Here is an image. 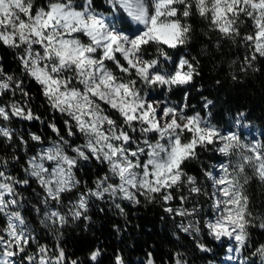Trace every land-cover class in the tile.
I'll return each instance as SVG.
<instances>
[{
	"label": "snow or ice",
	"instance_id": "obj_1",
	"mask_svg": "<svg viewBox=\"0 0 264 264\" xmlns=\"http://www.w3.org/2000/svg\"><path fill=\"white\" fill-rule=\"evenodd\" d=\"M105 3L109 15L97 10L95 0H0V47L14 52L20 69L17 76L0 67V145L11 147L17 140L15 121L46 124L55 134L45 144L28 133L39 147L25 161L23 177L11 171L20 160L15 151L10 158L0 155V264H79L59 243L54 248L39 243L28 226L20 188L32 182L42 189L40 222L53 233L69 217L89 219L93 198L109 200L122 216L121 202L136 206L140 197L159 199L166 213L181 218L182 232L194 239L206 234L218 243L227 239L228 259L236 264H256L250 257L264 264V243L251 240L252 229L264 230V216L254 214L248 194L254 179L264 185V140L246 141L227 122L219 127L206 97V114L190 111L187 95L181 104L167 98L200 75L196 57L170 55L193 41L194 19L218 35V47L227 43L242 50L240 71L258 70L255 65L264 61V0ZM24 78L38 86L53 113L65 117L63 132L37 113ZM243 118L239 113L233 123L242 126ZM18 139L29 143L24 133ZM201 150L226 158L202 167L203 180L186 171ZM93 160L106 171L94 187L80 190L75 170ZM201 198L210 202L207 209ZM196 247L211 251L199 240ZM99 255L92 252L90 260ZM115 264H124L119 255ZM147 264H154L151 254ZM175 264H187L179 252Z\"/></svg>",
	"mask_w": 264,
	"mask_h": 264
},
{
	"label": "trees",
	"instance_id": "obj_2",
	"mask_svg": "<svg viewBox=\"0 0 264 264\" xmlns=\"http://www.w3.org/2000/svg\"><path fill=\"white\" fill-rule=\"evenodd\" d=\"M95 3L99 12L109 13L103 0H95ZM192 23L195 29L193 41L187 49L170 51V55L174 59H178L182 54L187 55L189 59L196 57L199 61L200 75L195 77L192 84L174 88L167 94V98L171 102L181 104L187 95L190 111L194 109L206 114L203 108L206 97L213 102L212 119L221 128L225 127V122L234 125L233 122L238 114L244 113L241 128H254L259 133V141L264 140V61L257 62L255 67L258 70L256 71L251 69L247 72L240 71L239 61L242 59V50L238 51L227 43H221L218 47L217 34L209 33L207 25L198 19H194ZM233 61L236 63L233 64ZM0 67L10 74L20 75L18 61L11 49L0 47ZM233 75L237 79L234 80ZM24 82L33 98L32 103L37 113L41 114L46 121L56 122L63 132L62 117L49 113L38 86L27 78H24ZM155 95L164 98L162 92H155ZM14 127L17 130V140L11 147L7 144L0 145V155L10 158L15 151L20 160L12 165L11 171L23 177L22 167L25 164V157L37 144L29 143L30 150H24L26 146L19 143V134L24 133V139L28 140L25 128H30L44 138L45 142L49 137L54 138L55 134L51 133L46 124L39 122L29 124L15 121ZM79 141L81 140H75V142ZM221 160L224 158L214 151L201 150L200 159L189 163L186 171L203 180L202 167L211 168L213 164ZM75 171L78 179L81 180L80 190H83L85 184L93 187L97 176L104 174L105 167L95 162L89 166H83L81 163V167ZM20 193L24 198L23 214L27 223L34 229L39 243L47 244L50 248H54L59 243L66 251L69 260H77L79 264H115L117 255L122 258L124 264H147L149 254L154 264H175L177 252L182 254L187 264H215L222 262L221 258L226 252L225 243L216 245L206 234L194 239L189 234L181 232L178 227L181 218L166 213L163 202L159 199L150 203L140 197L141 202L136 206L123 202L122 206L126 212L124 216L109 203L93 201L87 212L89 219L73 221L69 217L68 223L58 233H53L41 224L33 210L34 207L41 208L39 195L41 190L37 184L32 182L30 186L20 188ZM248 194L252 200L254 214L264 216V185L254 179L248 186ZM201 201L205 203L207 209V204L210 202L204 201V198H201ZM178 203V200L173 201L172 206ZM259 222V220L255 221L257 225ZM197 240L203 242L211 251L201 252L196 247ZM251 240L257 245L264 243V230L259 227L252 229ZM32 250H35V245L32 246ZM97 250L100 252L97 260H90L91 253ZM250 259L260 264L257 257H250Z\"/></svg>",
	"mask_w": 264,
	"mask_h": 264
},
{
	"label": "rangeland",
	"instance_id": "obj_3",
	"mask_svg": "<svg viewBox=\"0 0 264 264\" xmlns=\"http://www.w3.org/2000/svg\"><path fill=\"white\" fill-rule=\"evenodd\" d=\"M103 4H104V6L107 8V9H109V13H107V14H105V15H109V14H111V12H112V10L109 8V6L105 3V0H103ZM117 15H120V13H117ZM153 95H155V92L153 93ZM156 96V95H155ZM242 126H236L235 124L233 125V131H237V132H242V133H244V136L242 137L243 139H245L246 141H249V142H254V140L255 141H259V133L254 129V128H246V127H243V128H241ZM253 138H254V140H253ZM70 139H73V140H77V139H80V140H82V137H80V138H77V137H73V138H70ZM29 144V143H28ZM38 145L35 147V148H37L38 149ZM24 150H30V145H28V146H26L25 148H23ZM36 149V150H37ZM35 153V152H34ZM30 155H33L32 153H30V154H28L27 156H26V159L25 160H27L28 159V156H30ZM224 158V157H223ZM226 158H224V160H225ZM92 162H95L94 160L93 161H89V162H84V161H81V163H82V165L83 166H89ZM216 164V163H215ZM25 166V165H24ZM23 166V167H24ZM22 173H23V175H24V172H23V169H22ZM38 186V185H37ZM93 187H94V185H93ZM38 188H39V186H38ZM39 190H41V193H42V189H40L39 188ZM40 193V194H41ZM93 201H95V202H99V203H105V204H110V205H112L111 204V202L109 201V200H107V199H105V200H96L95 198H93L92 199V201L91 202H93ZM125 203H126V201H124ZM121 203H123V202H121ZM65 204H66V207L63 209V211H67V201H65ZM91 205V204H90ZM40 206H41V211L39 212V213H37L36 212V208L37 207H34V213L36 214V216H38V218H39V221H41L42 220V218H43V209H44V205L41 203L40 204ZM113 206V205H112ZM24 207H25V205H24ZM89 209V208H88ZM190 219H192V218H190ZM187 222V220H185V223ZM28 226L30 227V228H32L29 224H28ZM44 226V225H43ZM33 229V228H32ZM182 232V231H181ZM184 233V232H183ZM186 234V233H185ZM34 235H35V232H34ZM191 237H193L192 235H190ZM201 237V236H200ZM200 237H197V238H200ZM197 238H195V239H197ZM211 239V238H210ZM212 240V239H211ZM213 241V243H215L216 245L217 244H222V243H218V242H216V241H214V240H212ZM223 243H225L226 245V252L224 253V255L222 256V258H221V261L222 262H217V263H215V264H236V262L235 261H229V259H228V256L230 255L229 253H228V251H227V249H228V247L230 246L229 245V241L227 240V239H225L224 241H223Z\"/></svg>",
	"mask_w": 264,
	"mask_h": 264
},
{
	"label": "built area",
	"instance_id": "obj_4",
	"mask_svg": "<svg viewBox=\"0 0 264 264\" xmlns=\"http://www.w3.org/2000/svg\"><path fill=\"white\" fill-rule=\"evenodd\" d=\"M41 97L43 98V96L41 95ZM45 105H46V107H47V109H48V111H49V113L51 114V115H58V116H60V114H58V113H53L49 108H48V106H47V104L45 103ZM62 117V116H61ZM64 119H65V117H62V123H63V121H64ZM64 124V123H63ZM25 130H26V133H27V137H28V140H29V143H31L32 144V141L30 140V137H29V135H28V133H30V132H34L32 129H28V128H25ZM34 133H36V132H34ZM37 134V133H36ZM39 135V134H38ZM78 140V139H77ZM47 142L48 141H46L45 142V144H47ZM80 142H82V140L81 141H79V142H76V143H80ZM33 146V145H32ZM36 149L37 148H33V150L30 152V153H32V154H34V152L36 151ZM28 155V154H27ZM26 155V156H27ZM25 159H26V157H25ZM26 161V160H25ZM81 163V162H80ZM96 163V162H95ZM96 164H98V163H96ZM25 165V164H24ZM23 165V166H24ZM99 166H103V165H100V164H98ZM105 167V171H106V166H104ZM22 169H23V167H22ZM94 185V184H93ZM125 203V202H124ZM126 203H128V202H126Z\"/></svg>",
	"mask_w": 264,
	"mask_h": 264
}]
</instances>
